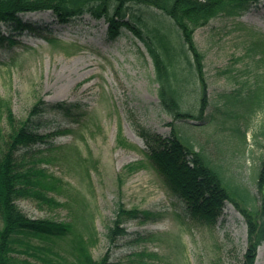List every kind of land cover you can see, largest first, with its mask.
I'll use <instances>...</instances> for the list:
<instances>
[{
    "label": "rangeland",
    "instance_id": "1",
    "mask_svg": "<svg viewBox=\"0 0 264 264\" xmlns=\"http://www.w3.org/2000/svg\"><path fill=\"white\" fill-rule=\"evenodd\" d=\"M22 19L33 31L14 33L0 25V156L7 136L39 100L47 106L38 132L55 135L15 154L23 169L42 170L46 187L41 198L17 199L19 210L30 219L71 224L76 235L89 238L94 261L107 253L112 264H236L246 247L240 214L226 203L211 226L189 217L182 198L149 159L141 134H178L232 183L246 188L253 199L259 197L264 103L245 115L243 108L226 106L222 95L264 87V56L250 51L251 42L264 36V7H253L238 19L218 16L195 31L194 41L204 54L209 104L203 119L186 122L173 121L161 110L151 58L129 31L110 41L107 23L88 15L69 25L57 24L48 11ZM165 21L168 37L176 39V28ZM191 73L187 66L183 69L186 107L196 117L199 84ZM62 102L69 105L68 114L50 107ZM226 109L235 118L222 121ZM236 126L243 138L234 132ZM119 205L151 217L127 219L122 225L127 235L110 243L107 232ZM70 246L63 241L58 249L67 255ZM255 264H264V242Z\"/></svg>",
    "mask_w": 264,
    "mask_h": 264
},
{
    "label": "trees",
    "instance_id": "2",
    "mask_svg": "<svg viewBox=\"0 0 264 264\" xmlns=\"http://www.w3.org/2000/svg\"><path fill=\"white\" fill-rule=\"evenodd\" d=\"M257 6L264 7V0H0V25L14 33L33 31L22 17L48 11L59 25H69L85 15L96 21L104 20L110 41L121 37L123 31H129L143 43L151 58L161 110L173 121L186 122L201 116L203 119L209 104L203 71L204 54L194 41L195 31L218 16L238 19ZM165 18L176 28V39L168 37L171 31ZM46 40L55 43L49 38ZM251 46L252 53L260 52L264 56V36L251 42ZM186 66L199 84L200 93L197 92L195 98L199 103L196 117L186 107L187 78L183 74ZM222 98L226 106L243 108V114L251 115L264 103V87L238 88L223 94ZM46 106L39 100L31 107L27 118L7 136L0 156V264H65L67 257L71 260L69 264H112L107 253L101 260L94 261L88 249L89 238L85 240L76 235L71 224L30 219L16 205L19 198H41L39 196L46 188L41 182L45 176L42 170L33 166L23 169L22 159L18 161L15 156L18 150L30 148L55 135L42 136L38 132V119ZM50 107L64 114L69 111V105L63 102ZM221 113L222 121L235 118L228 109ZM7 119L13 123L9 112ZM234 129L236 135L243 138L240 128ZM171 130L174 131V127ZM141 137L152 164L182 198L185 211L193 220L211 226L221 216L226 203L234 206L246 226V247L236 264H255L257 248L264 242V160L256 175L259 197L253 199L246 188L232 183L221 168L195 151L178 134L171 132L163 138L142 132ZM150 217L149 213L117 206L107 232L109 242L127 235L122 227L127 219L146 221ZM63 241L71 244L67 255L58 249ZM16 254L24 258H18Z\"/></svg>",
    "mask_w": 264,
    "mask_h": 264
}]
</instances>
